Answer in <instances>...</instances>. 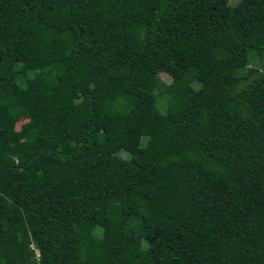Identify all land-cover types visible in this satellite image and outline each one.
Listing matches in <instances>:
<instances>
[{
    "label": "trees",
    "instance_id": "1",
    "mask_svg": "<svg viewBox=\"0 0 264 264\" xmlns=\"http://www.w3.org/2000/svg\"><path fill=\"white\" fill-rule=\"evenodd\" d=\"M33 246L264 264V0H0V264Z\"/></svg>",
    "mask_w": 264,
    "mask_h": 264
},
{
    "label": "rangeland",
    "instance_id": "2",
    "mask_svg": "<svg viewBox=\"0 0 264 264\" xmlns=\"http://www.w3.org/2000/svg\"><path fill=\"white\" fill-rule=\"evenodd\" d=\"M240 0H227V3L229 5H236ZM249 66H256L257 65V60L253 57H249ZM157 78L164 84H167L169 81H170V78L169 76L166 74V73H163V72H159L158 75H157ZM193 86H197L195 84H193ZM10 113H12L14 116H15V119H16V122H15V128H18V126L25 121V119L22 117V113L21 112H15L13 110H9ZM7 161L13 163V162H16L15 158L12 157V156H7L6 157ZM33 249V254L35 251H37L34 246L31 247ZM37 260L38 258L36 259L35 256H34V263L33 264H37Z\"/></svg>",
    "mask_w": 264,
    "mask_h": 264
},
{
    "label": "built area",
    "instance_id": "3",
    "mask_svg": "<svg viewBox=\"0 0 264 264\" xmlns=\"http://www.w3.org/2000/svg\"><path fill=\"white\" fill-rule=\"evenodd\" d=\"M34 256L36 259L38 258V252L37 251L34 252Z\"/></svg>",
    "mask_w": 264,
    "mask_h": 264
}]
</instances>
